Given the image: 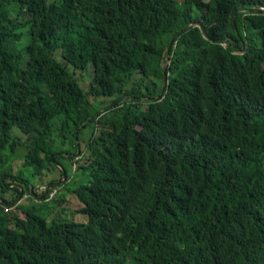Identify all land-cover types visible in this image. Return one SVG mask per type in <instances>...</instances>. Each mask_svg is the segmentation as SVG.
<instances>
[{
    "label": "trees",
    "instance_id": "1",
    "mask_svg": "<svg viewBox=\"0 0 264 264\" xmlns=\"http://www.w3.org/2000/svg\"><path fill=\"white\" fill-rule=\"evenodd\" d=\"M260 7L0 0V162L25 145L33 174L56 167L57 182L65 172L64 182L42 181L52 185L41 201L81 170L70 190L88 217L49 222L20 202L44 190L1 170L0 196L11 204L0 202V264H264ZM82 57L93 68L87 89L76 76ZM91 98L107 100L96 108ZM59 136L71 155L55 150Z\"/></svg>",
    "mask_w": 264,
    "mask_h": 264
},
{
    "label": "rangeland",
    "instance_id": "2",
    "mask_svg": "<svg viewBox=\"0 0 264 264\" xmlns=\"http://www.w3.org/2000/svg\"><path fill=\"white\" fill-rule=\"evenodd\" d=\"M183 5L182 2H178L177 6L175 8L176 11H179V9H182ZM29 37L27 33L24 34L21 42L19 45H26ZM81 62L89 63L87 61L86 57L81 58ZM87 68L85 70H76V76L79 79V82L81 86L84 89L88 88V84L91 81L92 75H93V68L91 65H87ZM73 67H71L72 70ZM159 97V96H158ZM94 102V106L96 108H100V104L102 102H105L104 98H98L95 99L91 98ZM104 100V101H103ZM63 116L60 115L56 120H60ZM93 132V128L91 126L87 127L83 132H82V137H81V148L86 147V143L90 139L91 135ZM23 133L20 131L19 128L14 127L13 128V135L16 137L21 136ZM55 150L58 151H64L62 155H71V152H68V150H71V145L70 141H67L66 143H62V138L59 136L56 139V143L54 145ZM27 152V148L25 145H19L17 147V151L14 157L10 156L9 151H4L2 153L3 157L5 160L3 163L0 162V171L4 169H8L10 171V174L14 175H21L25 178H29L31 185L35 187L36 190H38L39 185L44 182H48L51 180H54L56 182V179L59 178L60 173L59 170L56 167H53L52 172H48V174H45L43 177L39 176L38 174H33V169L31 167H26L24 165L25 161V154ZM81 154L80 148L76 152L75 155H72L73 157H77ZM60 160L65 164L66 168L69 170V173L72 171L71 163L69 160H64L62 156H59ZM74 175V182L79 181L80 183L84 181V175L81 172V170H77L73 173ZM63 180V181H61ZM58 180L60 182H64L65 179ZM74 182H67L65 185L60 186V189L55 197V199H47L46 201H41V198L43 195H40L39 197H36L35 195H24V197L21 199V204L24 205L25 207H37L40 208L38 211L41 215L45 216L49 222L52 221L54 218H63V220L67 221H73L77 223H87L88 217L86 215H83L81 213H77V209L81 207V203L77 200V198L74 196V194L71 192V187L74 184ZM43 186V185H41ZM5 197L9 198V195H5ZM57 199H62L61 200V205H59V201ZM65 199V200H64ZM41 205V206H40Z\"/></svg>",
    "mask_w": 264,
    "mask_h": 264
},
{
    "label": "water",
    "instance_id": "3",
    "mask_svg": "<svg viewBox=\"0 0 264 264\" xmlns=\"http://www.w3.org/2000/svg\"><path fill=\"white\" fill-rule=\"evenodd\" d=\"M175 40H172L171 45L168 47V51H167V55H166V63L164 66V79H163V88L165 89L167 86V80H168V68H169V63H170V55H171V49H172V45L174 44ZM66 178V173L64 172L63 175V179ZM63 181V180H61ZM56 183H59V181H57ZM52 184L47 185V188L43 191L42 195H44L45 193L48 192L49 188L51 187ZM17 200H19V198H17ZM0 202L5 203V204H11L9 203L4 197L0 196Z\"/></svg>",
    "mask_w": 264,
    "mask_h": 264
},
{
    "label": "built area",
    "instance_id": "4",
    "mask_svg": "<svg viewBox=\"0 0 264 264\" xmlns=\"http://www.w3.org/2000/svg\"><path fill=\"white\" fill-rule=\"evenodd\" d=\"M260 11L261 12H264V7H260ZM39 190H45V186H41L39 188ZM57 188L53 189L51 192H50V197H53L56 193H57ZM27 196V195H26Z\"/></svg>",
    "mask_w": 264,
    "mask_h": 264
},
{
    "label": "crops",
    "instance_id": "5",
    "mask_svg": "<svg viewBox=\"0 0 264 264\" xmlns=\"http://www.w3.org/2000/svg\"><path fill=\"white\" fill-rule=\"evenodd\" d=\"M39 187H41V184L39 185ZM38 189H39V188H38ZM40 195H42V194H40ZM40 195H39V196H40ZM39 196H38V197H39Z\"/></svg>",
    "mask_w": 264,
    "mask_h": 264
}]
</instances>
